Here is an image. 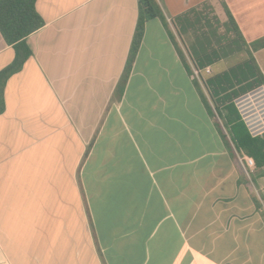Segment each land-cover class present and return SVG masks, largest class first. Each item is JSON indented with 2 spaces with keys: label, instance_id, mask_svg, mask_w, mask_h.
<instances>
[{
  "label": "crops",
  "instance_id": "1",
  "mask_svg": "<svg viewBox=\"0 0 264 264\" xmlns=\"http://www.w3.org/2000/svg\"><path fill=\"white\" fill-rule=\"evenodd\" d=\"M158 3L121 96L139 0H37L0 114V264H264V166L224 140L174 24L228 11L264 77V0ZM15 56L0 32V72Z\"/></svg>",
  "mask_w": 264,
  "mask_h": 264
},
{
  "label": "trees",
  "instance_id": "2",
  "mask_svg": "<svg viewBox=\"0 0 264 264\" xmlns=\"http://www.w3.org/2000/svg\"><path fill=\"white\" fill-rule=\"evenodd\" d=\"M36 4L37 0H0V32L6 43L10 46H14L16 50L13 64L0 72V114H2L6 108L5 90L7 81L11 76L19 73L33 55L32 50L27 44L28 37L45 26V21L38 13ZM210 6V4L206 3L202 7H209L213 10L212 13L216 15L214 20L217 21L219 25L221 23L223 28H225L227 36L232 38L231 40H228V37H225L222 39V42H218L217 48H221L225 55H221L218 53V50L212 48V46L210 47V43H206L210 32L215 34L219 31L216 26L213 25L210 26V29H207L206 26H202L201 31L199 28V36L197 32L194 34V38L198 41V47L191 46L193 38L190 36V32L194 25H205V19L199 12V8L193 9L188 13L177 17L174 19V24L182 44H184L189 53L190 59L195 61L201 69L211 67L217 70V67L220 66V61L222 62L223 59L228 58L231 55L230 51L233 45L238 47L241 50L239 52H244L245 55H248L249 53L252 54V51L244 40L232 15L227 11L228 20L222 22L215 13L214 8ZM158 18L164 19L158 0H139V17L136 31L126 69L119 85V93L121 96L129 82L138 53L142 46L146 25L148 22ZM185 36L187 37L186 39ZM226 38L227 40L223 42ZM175 43L183 63L192 72L191 65L184 54V50L181 48L177 40H175ZM261 48H264V39L251 45V49L255 51ZM249 58L252 59L253 54L249 56ZM249 58H247L244 63H236L234 66L237 67L234 68L241 69L247 67L248 62L250 61ZM252 62L255 64L256 75H258V77L256 75L250 76L251 81H254V85L250 86L249 89L246 88L243 91L232 93L231 91L235 89L234 87L218 89L215 86H211L212 94L216 101L214 105L212 104L214 110L212 111V114H217L221 119L223 138L228 146L232 148L233 145L240 155L253 158L257 166L262 167L264 166V137L254 138L251 136L236 106V100L259 87L264 86V77L256 64L255 59H252ZM224 63H221V65H224ZM232 67L233 66L228 67L224 71L213 72L214 74L209 75L211 77V83L215 82V80L222 81L224 74L230 76V73L226 70H229ZM241 84H238V86ZM200 93L203 99L208 103L203 90L200 89Z\"/></svg>",
  "mask_w": 264,
  "mask_h": 264
},
{
  "label": "rangeland",
  "instance_id": "3",
  "mask_svg": "<svg viewBox=\"0 0 264 264\" xmlns=\"http://www.w3.org/2000/svg\"><path fill=\"white\" fill-rule=\"evenodd\" d=\"M212 7V6H210ZM215 11V10H214ZM199 12L202 14L203 18L205 19V25H199V24H195L193 29L190 32V36L193 38V41L191 43V46H197L198 47V41L196 38H194V34L195 32L198 33L199 36V28L201 31L202 26H206L207 29H210V26H216V28L219 30L217 31L215 34H212L211 32L209 33V37H208V41H206V43H210V47L212 46V48L218 50V53H220L221 55H225L224 52H222L221 48H217L218 42L221 41L222 39H224L227 36V33L225 31V28H223V25L220 23V25L218 24L217 21L214 20V17H216V15L213 12V10L209 7H203L199 10ZM216 13V11H215ZM187 37L185 36V39ZM231 37H228V40H231ZM227 40V38L223 41L225 42ZM203 42V41H202ZM180 45L183 46L182 49L184 50V54L187 57L191 68L193 70V68H195L200 75L196 76V84L198 86V88H202L203 91H205V94L207 96V98L209 99V101H211V103L214 105L215 104V98L214 95L212 94V90H211V86H215L218 89L220 88H226V87H234L235 89H233L231 92L235 93L237 91H243L244 89L248 88L252 85H254V81H251V77L252 75H256V67L255 64L252 62V59L249 58V56H251L252 54L249 53L248 55L244 52H239L241 51L238 47H235V45H233L230 53L231 55L228 58L223 59V61H220V66L217 67V70L211 67H208L206 69H201L198 67V65L196 64L195 61H192L190 59L189 53L186 50L184 44H182V42H180ZM247 56V57H246ZM247 58H249V62L247 67L241 68V69H237L234 67L236 63H244ZM231 60V61H230ZM225 62V63H224ZM221 63H224V65H221ZM229 70H226L230 73V76H228L227 74H224L222 77V81H216L211 83L210 80V76L206 73L207 70L210 68L211 70V75L214 74L213 72H219V71H224L225 69H227L228 67H231ZM214 70V71H213ZM195 75V74H194ZM258 77V75H256ZM229 77V78H228ZM242 83V84H241ZM238 84H241L238 86ZM238 86V87H237ZM200 88V89H201ZM237 88V89H236Z\"/></svg>",
  "mask_w": 264,
  "mask_h": 264
},
{
  "label": "built area",
  "instance_id": "4",
  "mask_svg": "<svg viewBox=\"0 0 264 264\" xmlns=\"http://www.w3.org/2000/svg\"><path fill=\"white\" fill-rule=\"evenodd\" d=\"M207 73L210 74L211 70L208 69ZM194 74L195 77L200 75L197 70ZM236 106L251 136L264 137V86L236 100ZM241 161L250 169L256 166L255 160L251 157L243 155Z\"/></svg>",
  "mask_w": 264,
  "mask_h": 264
}]
</instances>
